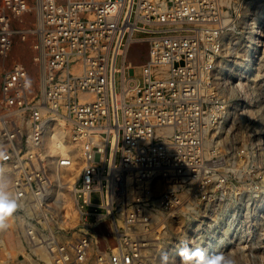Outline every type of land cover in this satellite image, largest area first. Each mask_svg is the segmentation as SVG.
Segmentation results:
<instances>
[{"label":"built area","instance_id":"built-area-1","mask_svg":"<svg viewBox=\"0 0 264 264\" xmlns=\"http://www.w3.org/2000/svg\"><path fill=\"white\" fill-rule=\"evenodd\" d=\"M225 7L223 0H0V166L12 174L14 221L26 246L51 256L36 255L37 264L146 262L181 207L183 184L203 165L204 137L224 128L234 99L241 105L231 83L225 95L216 79L224 31L236 20ZM26 40L42 70L37 91L14 54ZM142 45L147 59L137 64L132 55ZM47 125L65 130L81 152L78 217L64 225L41 201ZM73 163L66 156L59 165Z\"/></svg>","mask_w":264,"mask_h":264},{"label":"rangeland","instance_id":"rangeland-1","mask_svg":"<svg viewBox=\"0 0 264 264\" xmlns=\"http://www.w3.org/2000/svg\"><path fill=\"white\" fill-rule=\"evenodd\" d=\"M223 3L231 7L223 8L224 13H231L236 20L233 29L224 31L221 54L216 57V79L222 93L229 95L228 80L234 78L231 79L234 82L241 76L240 64L251 54L252 99L242 97L233 89L242 100L241 105L234 99L236 108L224 128L215 130L214 136L204 137L203 165L196 177L183 184L179 195L181 207L177 214L173 213L166 232L150 248L155 258H147L143 264H159L163 253L174 258L173 264H179L178 250L184 245L202 247L209 254H229L236 264H264V0H223ZM32 18L34 22L40 21L38 9L34 8ZM255 18L257 26L252 23ZM251 32L256 37L253 50L248 42ZM19 44H24L18 49L23 50L21 61L28 66L32 88L37 91L43 84L42 70L33 63L30 40ZM132 56L137 64L144 63L147 47L142 45ZM229 67H233L231 78L228 73L223 78ZM216 94L220 95L217 90ZM189 152L187 149V160ZM12 180L8 172L9 191L13 188ZM1 234L5 235L4 245L0 240V264H28L27 255L38 262L14 219Z\"/></svg>","mask_w":264,"mask_h":264},{"label":"bare ground","instance_id":"bare-ground-1","mask_svg":"<svg viewBox=\"0 0 264 264\" xmlns=\"http://www.w3.org/2000/svg\"><path fill=\"white\" fill-rule=\"evenodd\" d=\"M40 1V0H35ZM228 20V19H227ZM253 25L257 26V18L253 20ZM252 34L249 35V45L251 46L252 50L253 47L255 48L256 43V37L254 35V32H251ZM24 44H17L16 51H14V54L19 57L20 59H23L22 51H19L18 49L21 48V46ZM22 49V48H21ZM253 52V51H252ZM251 60L252 56L251 54L248 55L247 59L243 62V64L240 66L241 69V76H239L234 82L232 80L234 78H231V70L233 67L226 68L224 76L226 77V74L228 73L229 79L228 82L231 83L233 86V89L238 91V93H241L242 97H245L246 99H252V93L250 92L251 86H250V74L249 69L251 67ZM25 61V59L23 60ZM26 62V61H25ZM33 63L36 65V63L33 60ZM222 78V77H221ZM227 84V83H226ZM224 83V86H226ZM69 134L65 130L57 129V130H51L49 125L46 126L45 134H44V144L46 149L50 152L51 157L47 159V169H46V175H47V183L48 185L45 188L44 191V198L41 199V201L44 203V205L47 207V205H53L54 208L51 210L54 212L55 216L59 219V222L61 224H65L68 222L69 217H73L76 219L78 217V208H77V200L74 193V186L77 181V178L80 175L81 172V161L79 159L80 147L67 142V137ZM73 157L74 163L69 168L61 167L59 165L60 158L61 157ZM4 172V183L7 187L6 179L8 172L10 173L9 168H3ZM12 191H9L10 195L15 196ZM17 228H20V225H17ZM22 227V226H21ZM23 229V227H22ZM5 235V234H4ZM4 235L1 234L0 231V240L2 245H4ZM22 243V242H21ZM23 248V243L20 245ZM154 247V246H152ZM151 247V249H152ZM151 249L149 250V254H147V258H155L152 256ZM33 254L42 257L43 259L50 261V255L45 248H35L34 251L31 249ZM27 263L29 264H37V260H34L32 255H27ZM25 257V258H26Z\"/></svg>","mask_w":264,"mask_h":264},{"label":"clouds","instance_id":"clouds-1","mask_svg":"<svg viewBox=\"0 0 264 264\" xmlns=\"http://www.w3.org/2000/svg\"><path fill=\"white\" fill-rule=\"evenodd\" d=\"M3 153H0V157ZM3 168L0 167V231L6 230L16 213L20 204L17 197L10 195L9 190L4 183ZM180 258L179 264H236L235 260L226 253L213 252L209 254L202 247L182 246L178 250ZM174 258L169 257L167 253L160 256L159 264H173Z\"/></svg>","mask_w":264,"mask_h":264}]
</instances>
